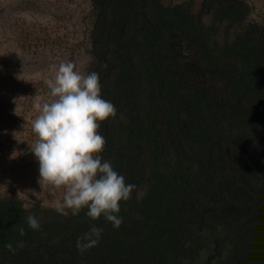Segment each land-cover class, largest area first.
Returning a JSON list of instances; mask_svg holds the SVG:
<instances>
[{"label":"trees","instance_id":"obj_1","mask_svg":"<svg viewBox=\"0 0 264 264\" xmlns=\"http://www.w3.org/2000/svg\"><path fill=\"white\" fill-rule=\"evenodd\" d=\"M92 2L95 192L31 211L0 190V264H264V20Z\"/></svg>","mask_w":264,"mask_h":264},{"label":"rangeland","instance_id":"obj_2","mask_svg":"<svg viewBox=\"0 0 264 264\" xmlns=\"http://www.w3.org/2000/svg\"><path fill=\"white\" fill-rule=\"evenodd\" d=\"M186 2L200 12L203 0ZM264 20V0H248ZM210 22L211 14H204ZM92 0H0V190L63 209L95 192Z\"/></svg>","mask_w":264,"mask_h":264}]
</instances>
